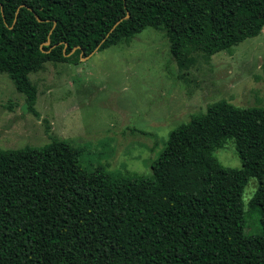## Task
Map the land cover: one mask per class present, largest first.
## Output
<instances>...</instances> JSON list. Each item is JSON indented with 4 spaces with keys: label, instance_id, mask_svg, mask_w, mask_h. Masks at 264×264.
I'll list each match as a JSON object with an SVG mask.
<instances>
[{
    "label": "trees",
    "instance_id": "trees-1",
    "mask_svg": "<svg viewBox=\"0 0 264 264\" xmlns=\"http://www.w3.org/2000/svg\"><path fill=\"white\" fill-rule=\"evenodd\" d=\"M148 27L185 70L197 52L257 37L264 0H0V73L38 116L32 73L130 44ZM228 140L241 169L214 156ZM80 157L53 135L44 146L0 149V264H264V231L245 234L242 201L257 178L249 208L264 214V107L222 100L192 115L149 175L113 179Z\"/></svg>",
    "mask_w": 264,
    "mask_h": 264
},
{
    "label": "rangeland",
    "instance_id": "rangeland-1",
    "mask_svg": "<svg viewBox=\"0 0 264 264\" xmlns=\"http://www.w3.org/2000/svg\"><path fill=\"white\" fill-rule=\"evenodd\" d=\"M77 64L45 63L30 75L37 88L35 109L0 73V149L44 146L50 135L81 150L87 169L103 167L113 179L149 175L172 131L225 100L237 107H264V28L211 57L194 54L185 70L172 58L164 33L146 28L130 44L95 51ZM220 164L241 169L235 143L214 151ZM258 186L244 188L246 235L264 231V214L249 201Z\"/></svg>",
    "mask_w": 264,
    "mask_h": 264
},
{
    "label": "water",
    "instance_id": "water-1",
    "mask_svg": "<svg viewBox=\"0 0 264 264\" xmlns=\"http://www.w3.org/2000/svg\"><path fill=\"white\" fill-rule=\"evenodd\" d=\"M128 17H129V13H127L126 18H128ZM123 19H124V18L120 19V20L114 25V27L110 30V33L114 30V28H115L118 24H120V22H121ZM45 45H49V42H47ZM76 49H78V47L74 48V50L72 51V53H73ZM97 50H98V49H96L95 51H97ZM95 51H94V52H95ZM94 52H93V53H94ZM93 53H92V54H93ZM69 55H70V54H69ZM69 55H68V56H69ZM90 55H91V54H90ZM90 55H89V56H90ZM89 56H87V57H89ZM87 57H86V58H87ZM82 59H85V58L82 57Z\"/></svg>",
    "mask_w": 264,
    "mask_h": 264
}]
</instances>
